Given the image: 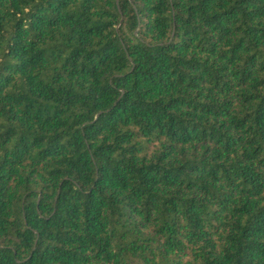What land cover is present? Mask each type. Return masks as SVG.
<instances>
[{"label":"trees","instance_id":"16d2710c","mask_svg":"<svg viewBox=\"0 0 264 264\" xmlns=\"http://www.w3.org/2000/svg\"><path fill=\"white\" fill-rule=\"evenodd\" d=\"M0 264H264V0H0Z\"/></svg>","mask_w":264,"mask_h":264}]
</instances>
